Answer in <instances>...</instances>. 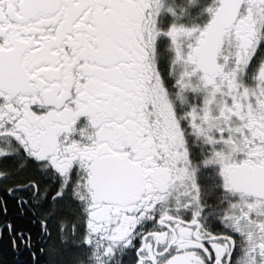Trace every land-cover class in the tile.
<instances>
[{"label":"snow or ice","instance_id":"6c2138e0","mask_svg":"<svg viewBox=\"0 0 264 264\" xmlns=\"http://www.w3.org/2000/svg\"><path fill=\"white\" fill-rule=\"evenodd\" d=\"M0 264H264V0H0Z\"/></svg>","mask_w":264,"mask_h":264}]
</instances>
